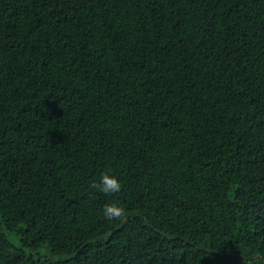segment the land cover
Here are the masks:
<instances>
[{
	"label": "trees",
	"instance_id": "16d2710c",
	"mask_svg": "<svg viewBox=\"0 0 264 264\" xmlns=\"http://www.w3.org/2000/svg\"><path fill=\"white\" fill-rule=\"evenodd\" d=\"M0 264H264V0H0Z\"/></svg>",
	"mask_w": 264,
	"mask_h": 264
},
{
	"label": "clouds",
	"instance_id": "9594fccd",
	"mask_svg": "<svg viewBox=\"0 0 264 264\" xmlns=\"http://www.w3.org/2000/svg\"><path fill=\"white\" fill-rule=\"evenodd\" d=\"M91 187L97 192L106 195H113L122 190V183L116 176L106 172L102 173L99 182H93ZM103 213L109 220L119 219L120 217L127 215L125 209L116 203L106 204Z\"/></svg>",
	"mask_w": 264,
	"mask_h": 264
}]
</instances>
